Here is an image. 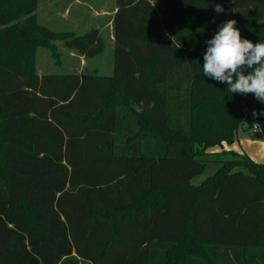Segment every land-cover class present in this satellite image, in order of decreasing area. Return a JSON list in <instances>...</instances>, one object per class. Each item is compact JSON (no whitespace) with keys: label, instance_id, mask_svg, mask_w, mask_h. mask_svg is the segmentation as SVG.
I'll return each mask as SVG.
<instances>
[{"label":"trees","instance_id":"obj_1","mask_svg":"<svg viewBox=\"0 0 264 264\" xmlns=\"http://www.w3.org/2000/svg\"><path fill=\"white\" fill-rule=\"evenodd\" d=\"M115 4L110 74L40 75L38 46L95 57L104 24L0 0V264H264V162L224 147L264 103L202 74L226 21L264 42V0Z\"/></svg>","mask_w":264,"mask_h":264},{"label":"clouds","instance_id":"obj_2","mask_svg":"<svg viewBox=\"0 0 264 264\" xmlns=\"http://www.w3.org/2000/svg\"><path fill=\"white\" fill-rule=\"evenodd\" d=\"M214 11L223 13L224 8L216 4ZM236 24V20L226 21L213 38L206 41L202 74L226 83L231 94H253L256 100L264 103V42L254 44L243 38ZM145 107L155 105L145 106L143 101L132 104L138 114L145 111ZM253 115H264V112Z\"/></svg>","mask_w":264,"mask_h":264},{"label":"rangeland","instance_id":"obj_3","mask_svg":"<svg viewBox=\"0 0 264 264\" xmlns=\"http://www.w3.org/2000/svg\"><path fill=\"white\" fill-rule=\"evenodd\" d=\"M49 0H39L38 15L41 18L43 25L53 30H68L69 24L67 18L61 16V12L52 14L51 7H48ZM102 3L107 2V5L112 8L115 0H99ZM104 24L102 35L106 40L105 50L91 58H86L77 50L66 47L63 40H53L56 45L55 50L49 46H38L35 55L36 72L40 75L51 73H67V72H99L101 74H110L113 70L114 63V40H113V22L112 14L105 15L100 19ZM65 23V25H63ZM72 23H77L73 20ZM75 27V24L71 25ZM88 29H78L75 32L83 33ZM240 137L236 138L232 143L233 148L248 153L249 148H260L264 150V133L255 132L252 125L245 124L244 129H240ZM264 152V151H263ZM218 165L216 163H209L206 170L195 176L192 182L198 184L202 182L207 176L214 173Z\"/></svg>","mask_w":264,"mask_h":264},{"label":"crops","instance_id":"obj_4","mask_svg":"<svg viewBox=\"0 0 264 264\" xmlns=\"http://www.w3.org/2000/svg\"><path fill=\"white\" fill-rule=\"evenodd\" d=\"M51 7L52 14L61 12L62 19L67 18L68 30L76 31L78 29H89L95 25L102 24L100 19L105 15L112 14V19L117 10L115 2L112 4V8L107 5V2L102 3L99 0H49L48 7ZM77 20V23H72L73 20ZM64 21V19H63ZM75 24L74 26L71 25ZM113 24V22H111ZM65 25V23H63ZM113 26V25H112ZM84 32V31H83ZM114 40V35H113ZM244 129V127H242ZM241 129V128H240ZM253 131L259 132L254 130ZM263 132V131H262ZM240 130L237 138L240 137ZM261 133V132H259ZM264 133V132H263ZM224 147L227 149H234L239 152H244L233 148L232 143H224ZM248 154L256 161L264 162V150L260 148H249Z\"/></svg>","mask_w":264,"mask_h":264},{"label":"built area","instance_id":"obj_5","mask_svg":"<svg viewBox=\"0 0 264 264\" xmlns=\"http://www.w3.org/2000/svg\"><path fill=\"white\" fill-rule=\"evenodd\" d=\"M253 128L256 131L262 132V129H261V127H260V125H259V123L257 121H254Z\"/></svg>","mask_w":264,"mask_h":264}]
</instances>
